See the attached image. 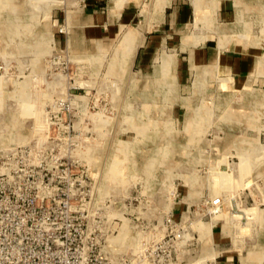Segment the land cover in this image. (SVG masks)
Listing matches in <instances>:
<instances>
[{
	"label": "rangeland",
	"instance_id": "1",
	"mask_svg": "<svg viewBox=\"0 0 264 264\" xmlns=\"http://www.w3.org/2000/svg\"><path fill=\"white\" fill-rule=\"evenodd\" d=\"M43 130L63 139L67 264L153 214L210 221L213 196L240 250L221 262L264 264V0H0V146Z\"/></svg>",
	"mask_w": 264,
	"mask_h": 264
},
{
	"label": "built area",
	"instance_id": "2",
	"mask_svg": "<svg viewBox=\"0 0 264 264\" xmlns=\"http://www.w3.org/2000/svg\"><path fill=\"white\" fill-rule=\"evenodd\" d=\"M35 136L32 143L0 146V264L70 263L65 198H53L55 180L62 178V135L58 132L55 138L43 130ZM209 203L210 221L205 213L196 212L199 219L194 224L190 210L179 215L168 210L159 218L153 214V226L134 227L133 234H123L136 237L135 243L127 241L121 250L111 244L95 246L89 264H223L224 253L232 251L236 256L240 250L232 241L227 248L228 240L221 235L225 226L218 220L224 214L223 198L213 196ZM208 222L213 224L208 227ZM233 255L226 259L238 264ZM80 256L74 247V264H81Z\"/></svg>",
	"mask_w": 264,
	"mask_h": 264
},
{
	"label": "crops",
	"instance_id": "3",
	"mask_svg": "<svg viewBox=\"0 0 264 264\" xmlns=\"http://www.w3.org/2000/svg\"><path fill=\"white\" fill-rule=\"evenodd\" d=\"M109 25H111V23H109ZM111 26H113V24ZM204 50L207 54L212 53L211 48L210 47L208 48L207 45L204 46ZM222 60H223L222 69L235 71V72H238V74H243L246 72L249 73V69L253 65L252 55L250 54L248 55L246 54V56H241V55L235 56V55L229 54V55H225V57H223ZM227 63L231 64V66L229 65L230 66L229 67Z\"/></svg>",
	"mask_w": 264,
	"mask_h": 264
},
{
	"label": "bare ground",
	"instance_id": "4",
	"mask_svg": "<svg viewBox=\"0 0 264 264\" xmlns=\"http://www.w3.org/2000/svg\"><path fill=\"white\" fill-rule=\"evenodd\" d=\"M132 36V35H131ZM127 241H130V237H123V245L125 244V242H127ZM121 245V244H120ZM119 245V246H120ZM121 248H122V245L120 246Z\"/></svg>",
	"mask_w": 264,
	"mask_h": 264
}]
</instances>
